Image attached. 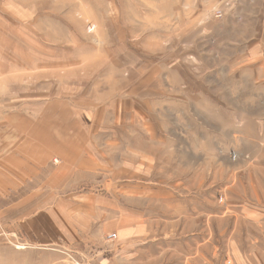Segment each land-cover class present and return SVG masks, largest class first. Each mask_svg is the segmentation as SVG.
<instances>
[{
    "label": "rangeland",
    "instance_id": "1",
    "mask_svg": "<svg viewBox=\"0 0 264 264\" xmlns=\"http://www.w3.org/2000/svg\"><path fill=\"white\" fill-rule=\"evenodd\" d=\"M20 20L82 58L84 92L115 111L97 157L141 165L171 205L151 203L167 218L142 256L118 254L116 232L51 248L7 226L0 264H264V0H0L7 47Z\"/></svg>",
    "mask_w": 264,
    "mask_h": 264
},
{
    "label": "crops",
    "instance_id": "2",
    "mask_svg": "<svg viewBox=\"0 0 264 264\" xmlns=\"http://www.w3.org/2000/svg\"><path fill=\"white\" fill-rule=\"evenodd\" d=\"M10 22L9 47L0 30V233L22 228L33 242L64 248L116 232L118 254L138 249L142 256L144 244L156 240L144 239L154 222L167 218L155 219L151 203L171 204L139 177L141 165H107L97 157L95 139L115 136L108 123L117 116L84 92L78 74L86 66H76L82 58L38 42V32L31 44L17 31L21 20ZM258 43L257 61L264 58Z\"/></svg>",
    "mask_w": 264,
    "mask_h": 264
}]
</instances>
